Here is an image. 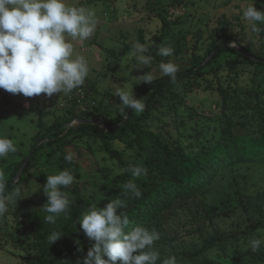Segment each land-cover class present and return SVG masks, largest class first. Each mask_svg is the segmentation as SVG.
Returning <instances> with one entry per match:
<instances>
[{
    "label": "rangeland",
    "instance_id": "374dc122",
    "mask_svg": "<svg viewBox=\"0 0 264 264\" xmlns=\"http://www.w3.org/2000/svg\"><path fill=\"white\" fill-rule=\"evenodd\" d=\"M67 2L93 9L99 21L91 38L73 42L77 54L89 61L90 75L82 86L71 93H56L51 97L45 94L25 97L0 89V137L13 140L17 146L15 153L0 159V170L8 166L10 172L24 156L31 153L34 137L59 121L63 137L57 140L45 138L40 142L42 147L36 153L29 173L33 176L40 172L50 175L67 169L60 163H52L51 157L71 153L78 175L74 176L70 187L79 185L83 195L94 204L115 193L116 185L120 182L119 176L125 173L124 167L110 157L100 139L67 135L66 128L78 125V114L86 109L92 110L94 104L102 114L116 115L123 112L125 109L121 111L124 106L120 98L114 95L115 88L133 84L135 91L142 84L135 83L138 81L137 76L146 71L159 77L158 65L161 61L154 59L147 69L133 68L136 61L130 55L136 42L154 44L152 37L161 33L164 24L159 14L165 15L170 21H179L172 25L170 33L152 51L157 53V49L162 46L173 47L174 55L168 60L178 64L180 70L195 63L194 55L204 57L212 44L211 32L221 18L232 24L230 45L238 40L264 56V32H253L241 18V5L245 0H184L181 6H173L171 0ZM254 6L264 10V0H254ZM258 27L264 28V25ZM226 61H234L236 65H225L219 69V77L211 79L215 86L222 85L231 90L233 97L229 108H222L221 97L215 89L202 86L186 91L179 86L174 88L179 98L168 94V97L156 101L144 120L145 124L150 129L169 132L192 157L205 156L218 143L223 127L232 122H243L241 116L245 112H253L252 104L264 103V65L250 64L228 49L213 61L212 66H220ZM142 100L145 101V97ZM68 140L72 143L68 144ZM132 143V140L129 143L113 142V146L123 153L129 163L137 157V150ZM23 188L26 197L19 199L16 206H10L9 212L0 217V264H27V256L38 251L36 237L24 211L41 205L38 190L31 193L39 188V184L31 179L29 183L23 184ZM206 201L215 205L213 221L202 222L198 227L184 214L174 215L171 219L176 231L173 243L161 234L154 243L153 247L160 256L203 248L211 242L217 227L229 233L236 230L242 232L249 228L252 221L262 219L264 164L233 162L222 167L214 179L207 183ZM261 237H264V227L247 233L245 239L241 240L240 261L237 262L233 261L235 249L224 254L218 246H213L207 250V254L214 261L224 264H264V247L252 252L248 246L250 239Z\"/></svg>",
    "mask_w": 264,
    "mask_h": 264
},
{
    "label": "trees",
    "instance_id": "16d2710c",
    "mask_svg": "<svg viewBox=\"0 0 264 264\" xmlns=\"http://www.w3.org/2000/svg\"><path fill=\"white\" fill-rule=\"evenodd\" d=\"M171 3L173 6H181L184 0H171ZM159 15L164 24L161 33L152 37L154 44L150 45V52L156 61H165L169 57L158 56L152 50L157 48L159 42L170 33L172 25L178 23L179 20L170 21L165 15ZM231 28L230 21L221 18L218 26L211 32L213 39L207 53L203 58L194 55L195 63L177 73L175 84L167 77H157L152 84L142 82L134 91L137 98L145 97L146 107L140 115L135 111H130L127 116L129 110L126 108L116 115L102 114L99 113V108H96L94 104L92 110L82 111L77 118L81 121L97 120L100 122H79L76 126L66 128L67 135L76 134L100 139L110 157L116 159L118 164L124 167L125 173L119 176L120 182L118 181L117 190L112 196L94 204L83 195L79 185L73 188L69 186L63 189L69 194L72 201L67 215L61 214L55 224L45 222L43 217L48 213L44 211L43 205L47 198L43 194L42 188L46 183L47 175L40 172L33 176L29 172L36 153L42 147L40 142L45 138L53 137V140H57L63 137L62 124L59 121L48 126L34 137L30 160L18 179L16 178L17 172L30 154L24 156L10 172L8 166L2 169L9 181L8 190L12 187L23 186V184L29 183L31 179L34 183L39 184L37 194L40 197L41 205L33 206L24 211L30 229L36 237L38 247L37 252L27 256V264H77L78 261L83 264L82 258L86 256L87 251L93 247L95 242L89 240L83 232L79 225L80 219L91 206L104 207L110 200L117 198L125 202V206L119 209V212L128 217L130 221L129 231L137 226L147 227L149 230L155 229L161 236L165 235L171 239L173 243L176 231L171 224V219L174 215L184 214L186 219L193 220L198 227L202 222L211 223L213 221L216 211L213 207L215 205L206 201L207 183L214 179L222 167L233 162L264 164V103L254 106L249 102L252 104L253 112L242 114L243 122H232L223 127L218 143L203 157H192L178 140L172 138L169 132L150 129L144 122L156 101L168 97V94L176 99L179 98V94L174 89L179 86L186 91L200 89L202 86L215 89L221 97L222 108L230 107L229 102L233 97L231 90L222 85L215 86L211 78L219 77L220 68L229 64L235 66L236 63L226 61L220 66L214 67L212 66L213 61L222 52L229 49L250 64L264 65V56L252 51L249 45L234 40L237 47L242 50L236 46H230ZM139 33L140 39L143 41L140 30ZM212 52H214L213 57L208 59ZM131 140L132 146L137 150V157L129 163L123 153L113 146V142L129 143ZM67 143L71 144L72 142L68 140ZM64 156L53 155L51 162L60 163L72 170L74 176H77L76 164L69 163L64 159ZM137 165H143L147 169L145 177L135 180L142 192L140 198H136L130 193L126 194L123 190L124 184L131 179L129 168ZM261 227H264V217L252 221L249 228L242 232L236 230L229 233L217 227L211 242L203 248L195 251L180 250L169 255H162L157 264H161L164 258L173 255L177 258L178 264H224L220 261H214L207 254V250L213 246H218L224 254L235 249L233 261H240L238 257L241 253V240L245 239L244 237L252 229L257 230ZM52 232H61V235L50 244L48 237ZM103 258L107 259L106 256Z\"/></svg>",
    "mask_w": 264,
    "mask_h": 264
},
{
    "label": "clouds",
    "instance_id": "9594fccd",
    "mask_svg": "<svg viewBox=\"0 0 264 264\" xmlns=\"http://www.w3.org/2000/svg\"><path fill=\"white\" fill-rule=\"evenodd\" d=\"M241 18L255 33L264 32V10L254 6V0H245L241 5ZM98 18L93 9L69 4L67 0H0V89L25 97L45 94L49 97L56 93L69 94L79 88L90 75L89 61L77 54L74 41H86L97 28ZM232 47L236 41L231 42ZM175 49L162 46L157 55L172 57ZM136 64L133 68H148L154 57L150 45L136 42L130 53ZM159 77H167L176 83L179 65L168 60L158 65ZM135 83L152 84L157 78L146 71L137 76ZM114 95L127 110L143 113L146 103L137 98L131 86L114 89ZM17 146L13 140L0 137V159L15 153ZM64 159L69 163L73 154ZM133 179L127 181L123 190L136 198L142 196L136 178L145 177L147 169L143 165L129 168ZM72 170L64 169L47 175L42 191L46 196L43 209L48 215L44 220L55 224L61 214L67 215L72 203L69 194L63 189L74 182ZM9 181L6 173L0 170V217L9 212L10 206L26 197L23 186L8 190ZM39 189L33 190L31 193ZM125 202L119 198L110 200L104 207L91 206L79 221L85 235L94 241L83 264H157L160 253L154 249V243L160 239L155 229L137 226L128 230L129 219L119 212ZM61 232H52L48 239L55 242ZM252 252L264 247V237L252 238L248 242ZM106 256L107 259L103 257ZM77 264H80L78 261ZM161 264H178L177 258L169 256Z\"/></svg>",
    "mask_w": 264,
    "mask_h": 264
},
{
    "label": "water",
    "instance_id": "95a60500",
    "mask_svg": "<svg viewBox=\"0 0 264 264\" xmlns=\"http://www.w3.org/2000/svg\"><path fill=\"white\" fill-rule=\"evenodd\" d=\"M236 47H237V45H236ZM237 48L240 49V50H242L240 47H237ZM245 53L248 54L247 52H245ZM212 55H214V52H213ZM210 57H211V56H210ZM210 57H208V59H209ZM130 111H131V109H129L127 116L129 115V112H130ZM79 122H92V123H97V122H100V121H97V120H83V121H81V120H79ZM30 157H31V154H30V156L25 160V162L23 163V165L19 168V170H18V172H17V175H16V178H17V179L22 175L23 170H24V167H25V166L27 165V163L29 162Z\"/></svg>",
    "mask_w": 264,
    "mask_h": 264
},
{
    "label": "built area",
    "instance_id": "2783aa9c",
    "mask_svg": "<svg viewBox=\"0 0 264 264\" xmlns=\"http://www.w3.org/2000/svg\"><path fill=\"white\" fill-rule=\"evenodd\" d=\"M0 98H1V96H0Z\"/></svg>",
    "mask_w": 264,
    "mask_h": 264
}]
</instances>
